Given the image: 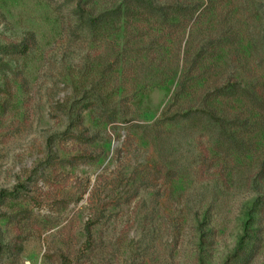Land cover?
Returning <instances> with one entry per match:
<instances>
[{"label": "rangeland", "instance_id": "rangeland-1", "mask_svg": "<svg viewBox=\"0 0 264 264\" xmlns=\"http://www.w3.org/2000/svg\"><path fill=\"white\" fill-rule=\"evenodd\" d=\"M123 1L0 0V264H232L254 229L264 264L251 157L172 122L204 87L264 94V0H197L174 46L106 28Z\"/></svg>", "mask_w": 264, "mask_h": 264}, {"label": "trees", "instance_id": "trees-1", "mask_svg": "<svg viewBox=\"0 0 264 264\" xmlns=\"http://www.w3.org/2000/svg\"><path fill=\"white\" fill-rule=\"evenodd\" d=\"M200 8L197 0H124L118 7L105 11L100 19L106 28L110 27L112 21L120 22L123 19L126 24L132 22L133 27L141 34H151L155 42L170 39L171 46H174L181 42L187 30L192 33V29L202 23ZM190 72L191 70H187L183 73L175 88V96L183 94L195 83L193 77H190L194 74H189ZM200 100L201 108L187 109L181 115H174L172 122H176L177 118L185 127L195 128L208 144H214L215 154L222 153L223 159L249 155L252 161V182L264 181L262 89L242 86L240 82L228 80L223 85L204 87ZM205 159L208 157L205 156ZM257 195L252 210L253 213L264 216V191L257 189ZM262 233L257 229L251 230L239 242L232 264L251 262L261 248ZM20 248L18 246L17 254L21 253Z\"/></svg>", "mask_w": 264, "mask_h": 264}]
</instances>
